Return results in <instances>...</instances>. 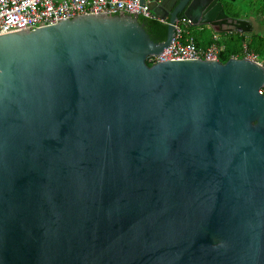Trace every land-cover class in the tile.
I'll return each mask as SVG.
<instances>
[{
  "label": "water",
  "instance_id": "1",
  "mask_svg": "<svg viewBox=\"0 0 264 264\" xmlns=\"http://www.w3.org/2000/svg\"><path fill=\"white\" fill-rule=\"evenodd\" d=\"M0 32V264H264V68L166 61L221 0ZM128 14V15H127Z\"/></svg>",
  "mask_w": 264,
  "mask_h": 264
},
{
  "label": "built area",
  "instance_id": "2",
  "mask_svg": "<svg viewBox=\"0 0 264 264\" xmlns=\"http://www.w3.org/2000/svg\"><path fill=\"white\" fill-rule=\"evenodd\" d=\"M119 13L133 16L137 15L148 20L166 24L167 20L157 17L140 0H0V32L19 26H26L28 31H35L34 25L71 19L83 16H100L102 14L113 16ZM127 14V15H128ZM191 23L185 17H180L175 23V34L161 54L146 58L148 66L166 61H219L224 50L221 35L211 31V44L202 48L197 46L195 38L190 31ZM201 30V28L199 27ZM255 62L264 68L262 61L255 53L248 50L244 43L240 57ZM262 93V89L259 91Z\"/></svg>",
  "mask_w": 264,
  "mask_h": 264
},
{
  "label": "trees",
  "instance_id": "3",
  "mask_svg": "<svg viewBox=\"0 0 264 264\" xmlns=\"http://www.w3.org/2000/svg\"><path fill=\"white\" fill-rule=\"evenodd\" d=\"M228 1L235 2L236 0H228ZM258 1H259V4L256 7V9L252 11L253 13H251V15L257 18L260 17L258 24H259V27L262 29V31L257 34L255 33H250V34L222 33L220 34L221 35L220 43L224 46V50L221 52L219 56L220 63L223 64L227 62L233 56L240 57L242 46L244 43L247 45V48L249 51L255 53L262 61H264V0H258ZM221 2H222L225 13L229 17L237 18L241 16L237 11H232V9L230 8V5H231L230 3H226L223 0H221ZM248 6L249 8H251V5H248ZM150 21L165 26V33H164V39H163L164 41L166 37L167 25L160 23L158 21H154V20H150ZM200 28H201L200 30L201 34L197 35L199 41L196 39L197 46L200 44L202 38H204L202 40H204L205 42L207 39L208 44L210 45L212 42L211 35H210L211 30L207 29L205 26H201ZM262 93L264 94V87L262 88Z\"/></svg>",
  "mask_w": 264,
  "mask_h": 264
},
{
  "label": "rangeland",
  "instance_id": "4",
  "mask_svg": "<svg viewBox=\"0 0 264 264\" xmlns=\"http://www.w3.org/2000/svg\"><path fill=\"white\" fill-rule=\"evenodd\" d=\"M223 1L226 3H230L231 4L230 8L232 9V11H237L241 16H250L251 13H253L252 11H254V9H256V7L259 4L258 0H236L235 2H229L228 0H223ZM248 5H251V8H249ZM259 18L260 17L253 19L254 22H256L258 24ZM199 27H201V26L190 27V31L192 33V36H197V35L201 34ZM261 31H262V29L260 28V32Z\"/></svg>",
  "mask_w": 264,
  "mask_h": 264
},
{
  "label": "flooded vegetation",
  "instance_id": "5",
  "mask_svg": "<svg viewBox=\"0 0 264 264\" xmlns=\"http://www.w3.org/2000/svg\"><path fill=\"white\" fill-rule=\"evenodd\" d=\"M237 18H244V19H250L251 20V22H252V24H253V26H254V28H255V30L252 32V33H255V34H257V33H260V27H259V24H257L256 22H254V20L253 19H256L257 17H254V16H240V17H237ZM255 23V24H254Z\"/></svg>",
  "mask_w": 264,
  "mask_h": 264
},
{
  "label": "crops",
  "instance_id": "6",
  "mask_svg": "<svg viewBox=\"0 0 264 264\" xmlns=\"http://www.w3.org/2000/svg\"><path fill=\"white\" fill-rule=\"evenodd\" d=\"M207 28V27H206ZM207 29H209V28H207ZM192 34V33H191ZM211 35V34H210ZM194 38H195V40L197 39L198 41H199V39H198V37L197 36H193ZM202 39H204V38H202ZM201 39V42H200V44L198 45L199 47H202V48H206V47H208L209 46V44H208V41H207V39H206V42L204 41V40H202ZM196 40V41H197Z\"/></svg>",
  "mask_w": 264,
  "mask_h": 264
}]
</instances>
